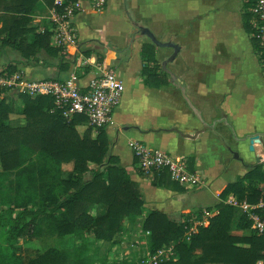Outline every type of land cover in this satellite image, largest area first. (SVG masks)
<instances>
[{"label": "crops", "instance_id": "0c3cea01", "mask_svg": "<svg viewBox=\"0 0 264 264\" xmlns=\"http://www.w3.org/2000/svg\"><path fill=\"white\" fill-rule=\"evenodd\" d=\"M88 1L84 3L89 7L83 11L80 0L81 9L72 20L76 46L61 48L54 54L41 50L29 61L12 50L15 61L11 64L29 79H63L74 70L92 74L93 66H78L85 58L96 59L104 69H113L125 88L114 110L115 124L104 130L111 153L142 188V215L155 210L171 221L191 224L200 212L215 214L221 190L264 160L262 59L242 26V0H139L141 17L154 38L178 46L174 49L155 45L157 62L174 77L171 83L160 87H149L140 77V46L151 39L145 34H132L131 23L122 35L115 34L113 22L124 20L125 16L115 12L112 3L101 11ZM49 16L50 7H35L30 17L36 31L51 29ZM175 28L180 32L173 37ZM3 51L0 63L5 60ZM37 58L39 62L44 58V63ZM7 64L0 65V72ZM7 90L0 98L5 95L7 101L15 104V110L8 114L6 123L10 127L21 126L24 118L16 96ZM255 136L257 140L250 143ZM132 139L185 159L188 169L199 174L201 181L190 186L154 185L136 165L128 146ZM44 160L33 156L24 172L0 169V193L12 195L6 202L14 212L18 204L26 201L29 208L41 207L43 195L44 205L47 209L52 207L47 199L58 189L49 191L51 179L40 174ZM66 165L61 164L54 172L56 180L67 177ZM8 206H2L0 212ZM97 209L94 206L91 211ZM43 218L49 221L47 216ZM250 232L233 231L238 235Z\"/></svg>", "mask_w": 264, "mask_h": 264}, {"label": "trees", "instance_id": "16d2710c", "mask_svg": "<svg viewBox=\"0 0 264 264\" xmlns=\"http://www.w3.org/2000/svg\"><path fill=\"white\" fill-rule=\"evenodd\" d=\"M41 4L51 7L52 0H0V52L7 47L29 61L41 50L54 54L61 49L51 46L52 27L36 31L31 25L30 16ZM253 4L254 0H242V26L263 60V48L254 37L252 26ZM139 57L142 83L160 87L172 82L171 72L157 62L152 42L141 44ZM15 69V65L9 63L3 71L11 74ZM7 89L0 86V94H6ZM19 96L23 97L20 113L24 124L17 127L6 123L8 114L14 111V103L7 101L5 95L0 98V167L3 171L24 172L33 162V156L45 159L39 173L51 179L49 191L58 190L47 199L48 205H52L50 209L44 202L41 207L29 208L26 201L18 204L16 212L12 206L0 212V228L3 229L0 264H110L106 257L98 255V242L110 241L126 221L137 219H141L140 227L147 236L146 248L150 253L171 247L168 257L156 264H255L263 257L264 236L250 229L251 222L240 207L223 201L228 195L250 204L263 198L262 162L221 190V200L214 206L216 213L208 217L206 225L196 226L187 238L186 229L190 225L187 221H171L155 210L142 215V188L111 153L103 128L91 127L82 115L65 121L57 112L50 111V96ZM63 163L70 165L68 175L56 180L54 172ZM151 182L156 186L178 185L170 180L167 171L155 173ZM94 206L98 209L93 213ZM202 215L200 212L197 219L201 220ZM46 216L49 218L46 227L51 233L58 237L74 235L81 242L64 249L49 246L33 257L22 258L14 244L37 231L39 219ZM247 229L251 230L247 235L233 233ZM114 264L124 263L116 261Z\"/></svg>", "mask_w": 264, "mask_h": 264}, {"label": "built area", "instance_id": "2783aa9c", "mask_svg": "<svg viewBox=\"0 0 264 264\" xmlns=\"http://www.w3.org/2000/svg\"><path fill=\"white\" fill-rule=\"evenodd\" d=\"M89 1L96 9L102 8L107 3V0ZM80 9V0H52L49 20L55 47L67 48L77 45L76 31L72 20ZM250 11L254 37L263 48L264 55V0H254ZM88 65L95 68L92 74L74 70L63 79H29L20 69L11 74L4 71L0 72V86L7 87L9 90L16 89L19 94L28 97L50 96L52 99L50 111L57 112L65 121L82 115L91 127L105 129L115 124L114 110L122 98L125 87L113 69L109 67L104 69L96 59L92 61L89 58L82 59L78 66ZM262 71L264 75V57ZM128 146L136 160L138 169L143 174L153 176L155 173L167 171L170 180L181 186L195 185L201 181L200 175L190 171L183 158L174 157L162 149L147 146L138 140H129ZM262 163L264 168V160ZM225 203L240 207L251 222L250 229L256 234L264 236V197L260 198L257 203L250 204L246 201H238L233 195H230L225 199ZM209 216H211L210 211H203V218L193 221L187 227L186 237L188 238L195 231L196 226L206 225ZM135 242L138 243L137 240ZM170 249L171 247L161 248L155 253H150L146 248L143 258L136 264H156L168 257ZM255 264H264V251L263 257L257 259Z\"/></svg>", "mask_w": 264, "mask_h": 264}, {"label": "rangeland", "instance_id": "374dc122", "mask_svg": "<svg viewBox=\"0 0 264 264\" xmlns=\"http://www.w3.org/2000/svg\"><path fill=\"white\" fill-rule=\"evenodd\" d=\"M82 1H83L82 8L84 11V9L88 8L89 5L84 3L85 0ZM109 3L110 4L112 3L111 5L113 6V10L115 12L122 13V15L125 16L124 20L117 19L116 21L113 22L112 30L115 34L122 35L124 32H126L129 23L132 24L131 27L132 34L142 35L143 33L141 29L143 27L150 29L147 26L148 23H146V21H143L141 17L139 0H107V3L102 8H100V10L101 11L104 10L108 5H110ZM98 18H102V15H98ZM173 31H174L173 37L179 36L178 33L180 31H177L176 28L175 30L173 29ZM150 42L152 41L150 40ZM168 42H172V41H168ZM161 43H167V42L163 41ZM2 50H4L3 52H5L4 54L5 60H2L0 65L3 64L4 62L5 63L7 62L8 64L13 63L15 61L13 59V54L15 53L12 51V49L5 47ZM17 54L18 53L16 52L15 55ZM39 59L38 62L40 61ZM43 61H45L44 58H42V62L39 63H44ZM10 92L16 96V102H18L17 106H19L18 108L20 109L23 105L22 104L23 97L19 96V92L16 89H12L10 90ZM63 164H67L64 168H66L67 172H69L70 165L68 163H63ZM90 167H92V165H90ZM146 175L152 178V176H150L149 174ZM8 198L9 200H11L12 195L7 194L6 192L0 193V211L2 209L1 208L2 206L3 207L8 206V202H6ZM41 199L42 200H40V203H43L45 201L44 195L41 197ZM45 220H46L45 218L39 219L38 230L35 232H31L29 236L26 238H21L17 240V242L14 244V249L20 253L22 258L26 259L29 257H33L49 246L59 247L64 249L72 244H79L81 242L80 238L75 237L74 235L58 237V238L55 235H52L48 230V228L46 227ZM140 225H141V219H137L134 221H126L122 230L117 232L110 241L98 243L99 246L97 247L98 255L106 257L107 261H109L110 264H114L116 261H120L121 263L124 264H136L137 261H138L137 263H139L141 258H143V254L144 251H146V247H148L147 236L141 230ZM2 230L3 229L0 228V232H2ZM88 237L90 238V236ZM136 240L138 241V243L135 242ZM137 245L139 246L138 250H136Z\"/></svg>", "mask_w": 264, "mask_h": 264}, {"label": "water", "instance_id": "95a60500", "mask_svg": "<svg viewBox=\"0 0 264 264\" xmlns=\"http://www.w3.org/2000/svg\"><path fill=\"white\" fill-rule=\"evenodd\" d=\"M141 31H142L143 34L147 35V36L151 39V41L154 43V45L168 46V47H172V48H174V49H177V48H178V46H177L176 44L172 43V42H167V43H160V42H158V41L154 38V36H153L152 33L150 32V30L147 29V28H144V27H143V28L141 29ZM105 50H106V48H105ZM253 140H257V137H256V136H255V137H252V139L250 140V143H252ZM252 148H253L252 145H250V146H249V149L252 150ZM257 161H259V160H257Z\"/></svg>", "mask_w": 264, "mask_h": 264}]
</instances>
